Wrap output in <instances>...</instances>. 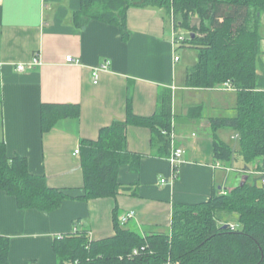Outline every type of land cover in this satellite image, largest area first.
Listing matches in <instances>:
<instances>
[{
  "label": "crops",
  "instance_id": "1",
  "mask_svg": "<svg viewBox=\"0 0 264 264\" xmlns=\"http://www.w3.org/2000/svg\"><path fill=\"white\" fill-rule=\"evenodd\" d=\"M80 5L81 0H0V141L8 155L27 159L31 173L73 197L44 212L20 209L13 196L0 191V234L9 238V264H57L55 237L78 229H87L93 240L112 236L114 214L119 218L128 210L134 216L124 223L127 228L141 234L169 232L175 205L229 193L255 171L256 164L249 170L241 157L215 158L214 141L229 144L224 129L231 128L214 127L211 119L235 114L236 90L186 86L190 66L179 63L175 30L160 9L127 8L122 31L98 19L76 24ZM260 33L262 49L264 13ZM261 55L264 67L263 49ZM105 62L108 67L93 83L92 68ZM48 105L55 117L50 127L49 120L42 121ZM128 107L136 117L168 110L169 129L155 134L148 126L127 123V149L141 158L137 173L121 165L118 179L133 189L76 198L84 185L81 140H96L102 127L126 122ZM174 148L182 150L177 177L161 183L170 176L168 156Z\"/></svg>",
  "mask_w": 264,
  "mask_h": 264
},
{
  "label": "trees",
  "instance_id": "2",
  "mask_svg": "<svg viewBox=\"0 0 264 264\" xmlns=\"http://www.w3.org/2000/svg\"><path fill=\"white\" fill-rule=\"evenodd\" d=\"M132 6L160 9L174 30L187 34L180 44L195 48L197 60L187 69L186 86L215 88L228 82L236 90L235 114L212 118L211 123L233 129L239 146L235 150L214 141L215 158L227 162L237 152L245 164L259 159L257 169L263 170L260 25L264 0H81L74 21L80 25L98 19L123 31L125 12ZM51 107L42 108V121L49 120L48 127L55 118ZM127 123L145 125L160 134L169 129L171 116L165 109L151 117H136L128 107L126 122L102 127L96 140L82 139L84 185L83 194L76 198L112 197L133 189L134 185L125 186L118 179L121 165L137 173L141 158L127 149ZM258 180L259 176H254L229 193L215 192L206 202L175 205L169 232L141 234L120 224L115 213L112 236L93 240L87 229L57 236L53 240L57 264H264V186ZM0 191L13 196L20 209L44 212L73 198L63 189L48 186L44 176L31 173L25 157L8 155L3 141ZM8 249L9 238L0 234V264H9Z\"/></svg>",
  "mask_w": 264,
  "mask_h": 264
},
{
  "label": "built area",
  "instance_id": "3",
  "mask_svg": "<svg viewBox=\"0 0 264 264\" xmlns=\"http://www.w3.org/2000/svg\"><path fill=\"white\" fill-rule=\"evenodd\" d=\"M184 39H185L184 31H182V30H175L174 31V34H173V42L174 43L180 44L182 41H184ZM174 59L177 60L178 57L175 56ZM65 60L68 61V62H74L76 64L79 63L78 60H76V59L74 60L71 56H66ZM36 63H38V61H34L32 64H36ZM108 64H109L108 62H105V63H103L100 66L92 68L91 76H92V82L93 83H97L98 82L99 73L102 70L106 69L108 67ZM24 68H25L24 64H17V66H16V69L19 70V71L24 70ZM224 86H226L228 88L229 87L231 88V85L228 82L225 83ZM78 153H79V149H76L75 150V154H78ZM181 157H182V150L180 148L172 149L170 155L168 156V161L170 163L171 173H170V176L167 179L166 178H161V180H160L161 183H165L168 180L172 181V180L176 179L177 174H178L177 165H178ZM258 176H259L260 184L264 186V168H263V170H260L258 172ZM133 216H134V212L132 210H128V211L124 212L119 217L120 224H124L130 218H132ZM133 253L134 254L137 253V249H134Z\"/></svg>",
  "mask_w": 264,
  "mask_h": 264
},
{
  "label": "rangeland",
  "instance_id": "4",
  "mask_svg": "<svg viewBox=\"0 0 264 264\" xmlns=\"http://www.w3.org/2000/svg\"><path fill=\"white\" fill-rule=\"evenodd\" d=\"M184 35H185V37L187 36V34L185 32H184ZM262 49L264 50V45H263ZM176 53L181 57V61L179 63L180 64H185L187 67L193 65L196 62V60H197V50L195 48H193V47H190L189 45L180 46L179 44H177ZM204 99L210 101L211 99H213V96L212 95H205ZM231 114L233 115V113H231V112H226L225 115H231ZM224 133H225V135L227 137V140H228L229 144L235 150H237L238 146H239L238 139L237 138L234 139V138L230 137V135L234 134L233 130L224 129ZM236 159H238V161L240 160V155L237 152L234 153V155L232 156V159L230 161H235ZM257 163H260L259 159L251 162L250 164H245L244 163L245 166H247V168L249 170L252 169L251 168L252 165L256 164L255 171L249 172L248 173V178L245 181L252 179L254 176H256V177L258 176L259 169H257ZM242 172L244 173V171H242ZM258 183H260V180H258ZM231 216L232 215H230L229 218H232Z\"/></svg>",
  "mask_w": 264,
  "mask_h": 264
},
{
  "label": "water",
  "instance_id": "5",
  "mask_svg": "<svg viewBox=\"0 0 264 264\" xmlns=\"http://www.w3.org/2000/svg\"><path fill=\"white\" fill-rule=\"evenodd\" d=\"M191 36H193V34H191ZM227 226V224H224L223 227L225 228Z\"/></svg>",
  "mask_w": 264,
  "mask_h": 264
}]
</instances>
